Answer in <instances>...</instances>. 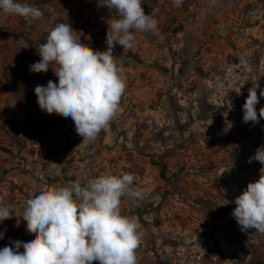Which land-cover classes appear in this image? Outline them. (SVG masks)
I'll list each match as a JSON object with an SVG mask.
<instances>
[{
    "label": "rangeland",
    "instance_id": "374dc122",
    "mask_svg": "<svg viewBox=\"0 0 264 264\" xmlns=\"http://www.w3.org/2000/svg\"><path fill=\"white\" fill-rule=\"evenodd\" d=\"M23 3L43 15L22 17L24 32L39 26L24 49H7L0 38V198L14 215L0 222V248L34 238L16 221L41 187L129 173L141 197H122L121 209L142 225L138 264H264V234L242 231L232 215L236 197L264 167L248 162L264 145V118L243 121L254 83L257 113L264 107V0H143L157 29L137 32L130 49L115 45L127 87L95 140H82L71 118L39 108L35 87L58 79L51 68L33 73L29 66L58 23L105 50L117 13L99 0ZM3 29L5 41L17 37Z\"/></svg>",
    "mask_w": 264,
    "mask_h": 264
},
{
    "label": "clouds",
    "instance_id": "9594fccd",
    "mask_svg": "<svg viewBox=\"0 0 264 264\" xmlns=\"http://www.w3.org/2000/svg\"><path fill=\"white\" fill-rule=\"evenodd\" d=\"M180 6L183 0H172ZM143 0H99V6L114 9L117 18L108 24L106 49L94 50L75 35L70 24L58 23L46 42L39 45L40 60L29 66L33 73L51 68L58 79L37 85L34 93L39 108L47 114L71 118L82 140H95L117 115L127 81L123 66L113 55L116 44L130 49L136 33L155 31L158 21L146 14ZM0 12L26 21L40 18V9L20 0H0ZM258 83L249 88L243 104V121L253 124L264 118L257 113ZM264 97V89L260 90ZM264 165V145L249 158ZM259 179L249 182L236 197L233 217L242 231L254 229L264 234V167ZM133 174H106L86 185L43 186L26 201L16 224L26 222L34 238L12 241L0 248V264H138L137 249L143 239L138 219L122 214V197L137 199ZM13 208L0 198V222L13 218ZM4 231H0L3 239ZM23 251H20V249Z\"/></svg>",
    "mask_w": 264,
    "mask_h": 264
},
{
    "label": "crops",
    "instance_id": "0c3cea01",
    "mask_svg": "<svg viewBox=\"0 0 264 264\" xmlns=\"http://www.w3.org/2000/svg\"><path fill=\"white\" fill-rule=\"evenodd\" d=\"M20 2L23 3V0H20ZM29 3V2H28ZM36 8H38L37 6H35ZM39 21V19H38ZM23 25H24V21L23 18L17 15H4L2 14V12H0V38H3V42H7V49L9 46H15L18 45L19 47L23 48L27 45H24L25 42L27 41H33L37 38H39V32H38V28L39 26L35 27L33 25V27H31V29H29V31L24 32L23 31ZM5 29L9 28V30L13 31L15 30L13 33L17 35V37L15 35H13L12 38H7V41L4 40V35L1 34L2 31H4ZM6 29V30H7ZM16 32V33H15ZM16 39H19L18 41H16Z\"/></svg>",
    "mask_w": 264,
    "mask_h": 264
},
{
    "label": "trees",
    "instance_id": "16d2710c",
    "mask_svg": "<svg viewBox=\"0 0 264 264\" xmlns=\"http://www.w3.org/2000/svg\"><path fill=\"white\" fill-rule=\"evenodd\" d=\"M165 171H166V167L164 165H162L161 169H160V174H161L162 177H164Z\"/></svg>",
    "mask_w": 264,
    "mask_h": 264
},
{
    "label": "flooded vegetation",
    "instance_id": "af4514ba",
    "mask_svg": "<svg viewBox=\"0 0 264 264\" xmlns=\"http://www.w3.org/2000/svg\"><path fill=\"white\" fill-rule=\"evenodd\" d=\"M150 211L148 210L146 213H149Z\"/></svg>",
    "mask_w": 264,
    "mask_h": 264
},
{
    "label": "built area",
    "instance_id": "2783aa9c",
    "mask_svg": "<svg viewBox=\"0 0 264 264\" xmlns=\"http://www.w3.org/2000/svg\"><path fill=\"white\" fill-rule=\"evenodd\" d=\"M198 258H200V256Z\"/></svg>",
    "mask_w": 264,
    "mask_h": 264
}]
</instances>
